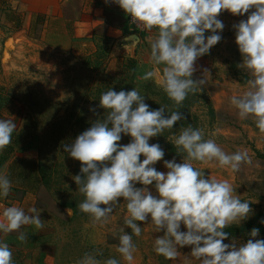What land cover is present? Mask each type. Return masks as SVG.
<instances>
[{"label":"clouds","instance_id":"1","mask_svg":"<svg viewBox=\"0 0 264 264\" xmlns=\"http://www.w3.org/2000/svg\"><path fill=\"white\" fill-rule=\"evenodd\" d=\"M113 2L138 29L149 33L156 30L154 36L148 37L152 69L141 79L154 80L173 107L150 109L145 95L136 88L119 92L108 88L101 93L99 107L105 110L103 118L93 121L71 144L62 145L64 152L81 164L80 173L72 178L84 197L77 207L89 215L93 225H104L123 198L127 214L115 251L127 264H132L137 250L133 236L142 233L138 222L151 224L154 232L163 233L154 239L153 250L168 260L177 258L179 248L190 246V255L199 264H264V239H254L259 235L258 228H252L247 242L224 243L229 238L226 228L249 219L253 212L250 202L241 200L229 180L206 176L195 166L215 163L232 173L239 172L243 165L252 163L247 150L227 153L215 139L205 138L203 128L191 124L168 138L182 162L175 158L163 160L165 152L161 146L149 143L150 138L163 135L166 130L172 132L174 125L185 119L179 110L186 98L203 91L209 73L205 69L203 78L193 79L195 62L221 41L225 26L218 16L225 10L234 16L249 13L246 20L233 25L242 57L238 67L249 78L244 90L233 94L229 103L240 120L251 119L264 134V0ZM206 32L210 34L205 36ZM15 129L14 120L0 119V152L11 144ZM122 134L131 137L126 145L118 143ZM161 160L166 172L155 167ZM149 186L155 189V195ZM11 188L8 176L0 174V197L7 198ZM41 211L36 207L27 211L16 205L4 207L0 233L17 232V239L26 242L28 235L21 231L24 226L38 230L45 227ZM66 211L71 216L72 209ZM182 225L186 231L181 230ZM99 255H103L99 250L85 253L76 264H121L115 257L101 261ZM0 264H15L12 249L2 240Z\"/></svg>","mask_w":264,"mask_h":264},{"label":"rangeland","instance_id":"2","mask_svg":"<svg viewBox=\"0 0 264 264\" xmlns=\"http://www.w3.org/2000/svg\"><path fill=\"white\" fill-rule=\"evenodd\" d=\"M28 1L0 0V119H12L16 124L11 142L15 150L14 158L34 157L42 162L45 172L50 173L52 179L48 187L41 184L36 192L33 190L35 200L26 203L31 205L34 202V207L42 210L40 218L45 221V227L37 229L30 240L22 243V263L76 264L85 253L99 250L103 253L97 256L101 261L115 257L121 264H127L115 251L119 243V229L124 227L123 219L127 214L123 198H120V205L104 225H93L89 215L80 212L78 207L77 213L74 214L72 210L71 216L67 214L68 208L62 207L66 200L75 198L79 204L84 199L72 179L81 164L64 152L62 145L71 144L89 128L81 129V125L75 123L77 118H85L89 124L95 121L94 118H101L105 110L99 107V97L108 88L117 92L136 88L145 95V103L148 104L159 101L161 97L153 95L147 89V84L158 86L154 80L141 79L145 71L139 76L135 72L133 81L128 82L121 71V59L111 58L109 44L121 37L117 30L130 28L129 16L121 18L110 14L103 23L94 26L93 20L76 19V3L65 7L67 18L64 20L49 18L45 13L31 14ZM248 15L234 16L225 10L218 16L225 26L220 33L222 39L208 54L200 57L192 77L203 78L207 69L208 81L203 91L190 94L183 105L188 108V125L203 128L206 139H215L227 153L247 150L252 163L243 165L239 172L232 173L215 163H196L195 166L201 168L206 176L229 180L241 200L250 202L253 210L249 217L251 219L259 211H264V134L259 132L251 119L240 120L236 109L229 103L233 94L244 90L249 78L238 67L242 57L233 28L234 24L246 20ZM77 22L90 24L93 37L81 41L83 37H77L75 32ZM112 29L115 31L113 34L110 33ZM155 33L153 30L151 35ZM148 35L149 32L141 33L143 37ZM14 37L17 42L23 37L24 46L16 48L12 42ZM14 61L17 64H13ZM92 108L96 111H90ZM170 136L166 141L172 143L168 140ZM157 140L152 137L149 143H157ZM130 141V136L122 134L118 143L126 145ZM162 149L165 152L163 160L175 158L177 162H182L176 149L175 153H171L166 145ZM143 158L141 156V160ZM163 160L157 162L155 167L158 171L166 172ZM12 164L7 165V171L25 170V163L21 159H16ZM34 168L31 179L16 175L12 181L17 185H25L24 181L33 182L35 176H42L37 166ZM136 186L142 187L140 184ZM149 188L155 195V189L152 186ZM138 223L142 233L139 237L133 236L137 250L132 264H199L191 257L190 246L179 248L180 254L173 260L156 254L153 250L154 239L163 233L154 232L151 224ZM181 230L186 231L183 225ZM125 231L131 232L128 228ZM26 233L30 235L29 228ZM250 238L248 233L228 238L224 243L233 240L243 243ZM254 239H264V235L259 233Z\"/></svg>","mask_w":264,"mask_h":264},{"label":"crops","instance_id":"3","mask_svg":"<svg viewBox=\"0 0 264 264\" xmlns=\"http://www.w3.org/2000/svg\"><path fill=\"white\" fill-rule=\"evenodd\" d=\"M28 8L32 13H45L47 17L52 19H64L66 20V12L65 7L69 6L70 3H76L75 13L76 19L79 20H93V25H99L103 23L106 16H111L110 14H114L121 18H124L126 15L125 12L113 2V0H29ZM78 26L75 27V32L77 33V37H83L80 39L81 41L89 40L93 37L91 25H87L85 22L80 23L77 22ZM129 31V32H128ZM156 31V30H155ZM115 31L112 29L110 33L113 34ZM121 37L116 40H112L109 46L111 45V58L118 57L120 59L123 58H133L136 61V73L139 76L143 71H149L152 69V65L149 62V54H150V46L148 42L149 36H154L149 33L148 37L141 36V33L132 32L130 28H123L121 30L116 31ZM127 32V33H126ZM209 32L205 33V36L209 35ZM132 35H136V37H132ZM16 37V36H15ZM13 38L12 42L15 44V47H23L24 46V38L17 42V40ZM105 38V37H103ZM135 41V43H133ZM85 44V43H84ZM84 47V46H83ZM82 50V48H81ZM117 58V59H118ZM200 58L195 62V68H198V63ZM18 62V61H17ZM13 64H17L14 63ZM2 152H0L1 159ZM15 153L10 155V157L4 161L0 165V174H6L12 183V188L10 190V194L7 198L0 197V214H2L3 208L7 206L16 205L22 207L27 211L28 208L34 207V202L31 205H28L29 202L35 200V195L33 193V189H30L28 185L14 183L12 179L16 178L14 172H9L6 170L7 165L9 163L14 162ZM27 157V156H25ZM30 157V156H29ZM34 158V157H31ZM13 165V164H12ZM11 165V166H12ZM31 190V191H30ZM35 191V190H34ZM28 203V204H26ZM27 228L30 230V235H28ZM23 231L28 235V240H30L32 233H36L37 229L35 226H24ZM21 229V231H22ZM25 229V230H24ZM18 233L13 232L8 235H4L0 233V240L5 243H8L10 248L13 251V259L15 264H23V253H22V243L17 239ZM27 240V241H28Z\"/></svg>","mask_w":264,"mask_h":264},{"label":"trees","instance_id":"4","mask_svg":"<svg viewBox=\"0 0 264 264\" xmlns=\"http://www.w3.org/2000/svg\"><path fill=\"white\" fill-rule=\"evenodd\" d=\"M127 33V32H126ZM120 61H122L121 64V71L122 73H125V77L128 79V82H132L134 79V75L136 72V61L133 58H123ZM133 69L135 70L133 72ZM147 89L153 94V95H160V100L159 101H155V102H149L148 105L150 106V109L155 110V109H159L161 107V105H167L169 109H171L173 107V102L171 100L168 99V97L166 96V94L163 92L162 89L156 87L154 84L153 85H149L147 84ZM2 103V98L0 96V108L2 107L1 105ZM180 112L183 113L185 119L182 121H178L175 125L174 128L172 130V132L169 131H165L163 133V135H159L155 138H157V143L161 146H167L168 150L171 153H175V146L172 143H169L166 141V138L168 136H170L173 133H176L180 130L181 127H186L188 125V117H189V113H188V108L186 105H183V108L179 110ZM166 115H168V113H165ZM104 114L101 115V119L103 118ZM98 119L94 118V120ZM75 123L81 125V129H86L87 127H90L88 125L89 124L88 120L85 118H77L75 120ZM86 127V128H85ZM13 153H15L14 150V145L10 144L9 146H7V148L2 151V155H1V159H0V165L6 161L10 155H12ZM16 159H21L22 163L24 162V169L21 171H17L14 172L16 173L15 175H17V177H22V179H31V175H34V171L35 168L34 166H37V171L41 173V177L39 176H35V178H33V182H26V185H28L29 187H31L33 190H35V192L39 189L40 185L43 184L45 187L49 186L50 181H51V175L50 173H46L45 170V166L42 164V162L38 161L35 158H30V157H26V158H14V162L16 161ZM13 162V163H14ZM80 165V164H79ZM81 167V166H80ZM77 175L80 173V168H77L76 170ZM38 175V174H37ZM28 180V179H27ZM33 183V184H32ZM77 201H75V198L73 200H66L63 202L62 207H66V208H71L73 210V213L76 214L77 213ZM264 220V211H259L257 214H255L251 219H249L248 221H246L243 224L240 225H232L229 228H226L225 231H227L229 233V238L231 237H236V236H242V235H246L248 233L251 232L252 228H258L259 229V233L264 235V223H261V221Z\"/></svg>","mask_w":264,"mask_h":264},{"label":"built area","instance_id":"5","mask_svg":"<svg viewBox=\"0 0 264 264\" xmlns=\"http://www.w3.org/2000/svg\"><path fill=\"white\" fill-rule=\"evenodd\" d=\"M129 24H130V30H132L134 32H138V33H145V32H147V31H142V30L138 29L135 24L131 23V18L130 17H129Z\"/></svg>","mask_w":264,"mask_h":264},{"label":"water","instance_id":"6","mask_svg":"<svg viewBox=\"0 0 264 264\" xmlns=\"http://www.w3.org/2000/svg\"><path fill=\"white\" fill-rule=\"evenodd\" d=\"M133 36L136 37V35H132V37H133Z\"/></svg>","mask_w":264,"mask_h":264}]
</instances>
